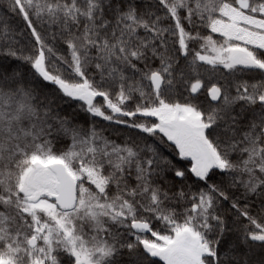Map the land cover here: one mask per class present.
<instances>
[{"label": "snow or ice", "instance_id": "6c2138e0", "mask_svg": "<svg viewBox=\"0 0 264 264\" xmlns=\"http://www.w3.org/2000/svg\"><path fill=\"white\" fill-rule=\"evenodd\" d=\"M0 264H264V0H0Z\"/></svg>", "mask_w": 264, "mask_h": 264}]
</instances>
